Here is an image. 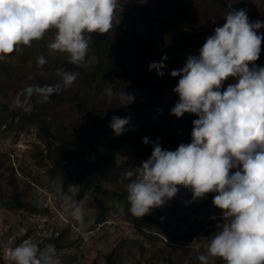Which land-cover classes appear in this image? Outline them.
Listing matches in <instances>:
<instances>
[{
    "label": "clouds",
    "instance_id": "obj_1",
    "mask_svg": "<svg viewBox=\"0 0 264 264\" xmlns=\"http://www.w3.org/2000/svg\"><path fill=\"white\" fill-rule=\"evenodd\" d=\"M118 6L119 0H0V60L54 29L47 48L66 54L68 64L85 67L91 34L113 29ZM228 8L226 22L207 37L199 55H189L183 68L171 72L180 77L173 89L179 100L171 114L198 117L191 142L181 143L175 151L156 142L150 158L123 173V179L128 181L129 212L137 219L163 206L181 186L192 191L193 200L215 193L213 205L222 211V222L208 238L206 253L198 256L200 264H209L210 258L224 264H264V67L255 63L264 41L258 30L264 22L250 21L245 9H232L231 3ZM167 59L165 55L160 63H150L149 70L163 76ZM46 63L44 56L38 57V67ZM56 75L60 83L28 85L14 103L30 110L32 97L43 103L54 94L60 96L79 73L62 64ZM230 77L236 83L221 91ZM106 96L109 103L115 96L123 106L135 100L134 95L111 88ZM129 124L130 118L113 116L109 127L120 136ZM64 210L87 240L92 218L86 219L83 208L67 198ZM9 259L12 264H58L54 244L41 248L27 241L11 249Z\"/></svg>",
    "mask_w": 264,
    "mask_h": 264
},
{
    "label": "rangeland",
    "instance_id": "obj_2",
    "mask_svg": "<svg viewBox=\"0 0 264 264\" xmlns=\"http://www.w3.org/2000/svg\"><path fill=\"white\" fill-rule=\"evenodd\" d=\"M223 1L227 5L231 3L232 9H245L250 21L264 22V0ZM137 2H146L153 6L150 16L137 14L126 20L116 17V13L127 11L129 6H135ZM170 9L171 5L156 6L150 0H119L114 20L123 29L138 32L145 38H151L159 45H164L166 40L159 37L157 30L168 19ZM228 10L229 8L223 7L211 15L210 12L200 11L198 8L193 22L185 28L184 36L187 39H206L214 33L216 27L226 22L224 15ZM149 19H154L152 33L149 32ZM260 33H264V28L258 30V34ZM46 39L48 44L54 36H46ZM47 44L38 47V51L34 49L25 69L34 70L41 75H54L56 83H60L56 69L62 64L67 68V57L63 53L48 49ZM189 55L192 54L181 51L177 55L174 70L183 68ZM40 56L47 60L42 67L37 65ZM0 61H9L16 67L17 54L14 52ZM257 62L264 67V49L261 50ZM163 72L161 79L166 81V85L160 100L166 102L173 97L169 90V79L172 76L166 77L168 75L166 67ZM113 80L106 84L105 91ZM178 80L176 79L175 87ZM234 83L236 81L232 80L230 84ZM12 97L11 91L0 89V99L8 101L11 107L16 106ZM64 97L54 95L51 105L57 114V125L70 130L68 127L71 119L66 113L73 112L72 105L67 103ZM152 119L151 121L148 118L145 126L161 135L168 131L165 125L157 127L156 117ZM169 128L173 129L174 126L169 125ZM192 128L193 126L180 130L179 137L191 140ZM126 133L128 128L119 136L118 142L113 144L100 139L97 148L107 154L108 161L122 165L127 172L141 166V162L149 159L151 153H144L140 147L130 144ZM50 164L44 151L43 140L34 127L15 131L0 126V193L8 198L15 197L19 201L27 202L38 209L33 212L25 208L7 207L0 200V264H12L9 252L14 247L27 241L43 248L47 244H40L49 238L57 239L63 245L56 247L58 264H107L106 258L112 252L116 264H200L198 256L206 253L208 238L215 234L218 224L222 222V211L213 205L214 193L193 200L192 191L188 189L183 192L184 187L181 186L175 197L163 206L151 210L150 214L157 217L161 225L157 232L133 224L123 199L107 198L105 200L109 206L107 220L88 231V239L85 240L77 222L64 210V198L77 202L83 208L86 219L90 217L94 221L98 207L94 204L93 194L88 192L78 200L76 198L78 184L74 179L69 183L67 190L63 191L60 176H51L48 173ZM66 170L74 175L78 170V164L69 162ZM103 184L105 187L112 186L108 181H103ZM126 185L112 187L126 189ZM185 235L190 236L187 242L181 238H173ZM194 240L197 242L193 243ZM220 260L210 258L209 264H216ZM220 264L224 262L221 261Z\"/></svg>",
    "mask_w": 264,
    "mask_h": 264
},
{
    "label": "trees",
    "instance_id": "obj_3",
    "mask_svg": "<svg viewBox=\"0 0 264 264\" xmlns=\"http://www.w3.org/2000/svg\"><path fill=\"white\" fill-rule=\"evenodd\" d=\"M156 6L171 5L168 19L158 27V35L165 39L164 45H159L151 38H145L142 34L123 29L114 20V27L106 34L93 33L86 66L77 67L68 64L70 71L79 73L76 82L65 90L60 96H65L67 103L72 105V113L67 111L71 119L70 130L64 126L57 125L56 113L51 105L50 97L47 102H39V97H32L29 101V109L11 107L8 101L0 99V126L9 130L22 131L28 127H34L43 140L44 151L50 160L48 173L51 176L59 175L62 181V190H67L72 179L77 182L76 198L82 199L88 192H92L94 204L98 207L93 224L88 231L103 224L109 206L105 203L107 198H118L125 201V207L129 210L130 204L127 200V190L113 185L127 184L123 179L124 170L122 165L114 161H108L107 154L99 151L97 142L104 139L108 144L118 142L116 136L109 127L113 116L130 118L127 126V140L130 144L140 147L144 153H151L154 144L159 142L162 149L175 151L181 143L187 144L191 140L181 139L180 130L192 127L193 121L198 117L192 113H184L182 117L171 114V109L178 102L179 97L173 91L176 79L171 77V72L177 64V55L181 51L190 52L198 56L199 49L206 39H187L184 36L185 28H188L197 15V9L210 12L213 15L220 8L227 7L223 0H150ZM153 6L146 2H137L135 6H129L127 11L116 13V17L126 20L137 14L150 16ZM149 18V17H148ZM150 33L153 32L154 19H149ZM55 30H50L43 39L33 41L30 47L23 46L22 51L17 54L18 63L16 67L7 62L0 61V89L12 92L15 100L18 93L28 85H54V75H41L34 70L25 69L34 49L44 47L47 44L46 36H54ZM264 49V43L261 50ZM64 56L66 54L63 53ZM167 55L164 61L168 70L169 90L173 97L163 102L160 100L166 81L161 79L156 70H149L152 62L160 63L162 57ZM10 56V54L8 55ZM67 57V56H66ZM256 65L261 66L258 62ZM112 81L111 88L114 93L132 94L134 102L123 106L114 96L109 103L104 87ZM234 78H228L221 91L227 88ZM236 81V80H235ZM156 117L157 127H164L168 131L161 135L155 130L145 126L148 118L152 121ZM173 125L174 128H169ZM178 136V137H177ZM145 137L149 143H143ZM89 156V158H87ZM87 158V159H86ZM69 162L78 164V170L71 175L66 170ZM236 169H233L234 172ZM103 181H108L112 186L105 187ZM188 189L184 188L183 192ZM215 195V193H214ZM213 195V197H214ZM0 200L7 207L25 208L36 212L38 209L31 204L19 201L17 198H8L0 193ZM131 222L148 230L158 231L161 225L158 218L147 214L142 218L131 215ZM174 239L188 241L189 235L183 237L175 236ZM54 244L62 247L57 239L49 238L40 245ZM222 260L217 261L220 264ZM107 264H116L115 255L112 252L106 258Z\"/></svg>",
    "mask_w": 264,
    "mask_h": 264
}]
</instances>
